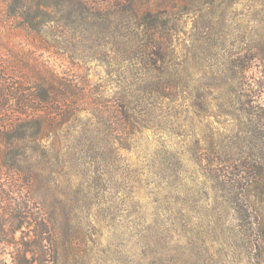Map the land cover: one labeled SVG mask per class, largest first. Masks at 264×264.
<instances>
[{
    "label": "rangeland",
    "instance_id": "1",
    "mask_svg": "<svg viewBox=\"0 0 264 264\" xmlns=\"http://www.w3.org/2000/svg\"><path fill=\"white\" fill-rule=\"evenodd\" d=\"M192 1L170 10L145 59L150 25L128 16L117 31L121 18L109 23L108 36L67 28L57 38L65 51L35 53L80 82L90 109L126 94L136 123L116 132L88 110L40 144L12 147L0 125V264H17L36 238L34 220L16 218L26 205L59 223L54 264L253 263L227 195L200 171L214 149L238 157L264 148V0Z\"/></svg>",
    "mask_w": 264,
    "mask_h": 264
},
{
    "label": "trees",
    "instance_id": "2",
    "mask_svg": "<svg viewBox=\"0 0 264 264\" xmlns=\"http://www.w3.org/2000/svg\"><path fill=\"white\" fill-rule=\"evenodd\" d=\"M190 2L193 1L0 0V28L2 24L6 27L0 33L5 39L4 48L9 59L5 66L6 78L0 79V105L4 102L0 107V125L5 127L3 139L14 145L22 141L40 144L53 131L56 136L57 130L77 113L88 110L97 111L113 131L127 132L136 123V109L126 94L116 95L114 108L103 102L91 103L95 109H90L87 91L80 82L57 71L50 61L35 53L54 55L65 51V42L57 41V38H66L67 28L75 30V26H82L84 31L91 32V38L101 33L108 36L112 31L109 23L121 18L115 28L117 31L121 22L129 17L141 26L150 25L151 33L141 40L143 57L147 45L159 41L164 34L161 30L167 25L170 10L177 9L180 3ZM22 36L35 43L18 40ZM27 46L36 51L29 52ZM261 118L264 123V117ZM22 150L21 156L26 154L25 148ZM52 152L58 153V149L53 147ZM259 152L257 155L226 157L225 150L214 149L212 158L208 159V169L200 171L221 193L219 197L225 203L227 195L238 233L245 245L251 247L250 251L256 253L252 264H264V148ZM16 218L33 219L36 234L32 242L23 241L26 249L21 252L17 264L57 262L54 236L60 228L59 223L39 205L33 208L26 205ZM27 254H31V260L27 259Z\"/></svg>",
    "mask_w": 264,
    "mask_h": 264
}]
</instances>
